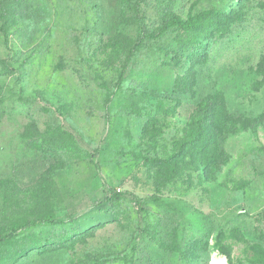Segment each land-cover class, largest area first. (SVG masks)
Listing matches in <instances>:
<instances>
[{
    "label": "rangeland",
    "instance_id": "obj_1",
    "mask_svg": "<svg viewBox=\"0 0 264 264\" xmlns=\"http://www.w3.org/2000/svg\"><path fill=\"white\" fill-rule=\"evenodd\" d=\"M217 10L195 56L159 29ZM263 49L264 0H0V233L59 220L0 235V264H264Z\"/></svg>",
    "mask_w": 264,
    "mask_h": 264
},
{
    "label": "trees",
    "instance_id": "obj_2",
    "mask_svg": "<svg viewBox=\"0 0 264 264\" xmlns=\"http://www.w3.org/2000/svg\"><path fill=\"white\" fill-rule=\"evenodd\" d=\"M8 11V10H7ZM236 14L235 10L230 11H223V10H217L215 12L213 11H207L200 14L195 15H188L186 18L181 16H175L173 15L166 24L159 28L160 31H163L167 28H175L183 33H193L195 35L194 39H191L188 42V51H192V56H195L196 50L199 45H197V40L201 37L202 34L210 35L214 33L216 30H221L223 27L229 24V21L232 15ZM8 19V18H7ZM209 19V20H207ZM206 20L208 22H206ZM158 29V28H157ZM160 31H151L148 32L144 37L143 40H140L136 47H140L145 40H152L153 38H156L159 35ZM135 47V48H136ZM175 52V51H174ZM184 55V54H183ZM182 55V57H183ZM183 64V62H182ZM258 68L261 69V71L264 72V49L263 53L261 55L260 61L257 64ZM189 71V70H188ZM123 74H121L122 76ZM120 76V77H121ZM101 87L109 88V84L107 82L100 83ZM217 117V110H216V102H215V96L208 95L205 99V107H203V114L199 121V123L196 126L195 134L198 138V143L195 139V142H193V149L191 150L192 157L197 156L199 161H207L211 158V148L210 144L207 142L210 133L216 129L217 124L215 123V119ZM122 193L113 191V194L111 196V199H120L122 197ZM58 218L56 214L52 212H41L38 215H36L34 218L30 219H24L22 221L16 222L15 225H13L10 229V232H2L0 233L1 239L4 240H11L17 237V231L21 228H32L36 226H45L49 224H55L58 223ZM197 249V246H195Z\"/></svg>",
    "mask_w": 264,
    "mask_h": 264
}]
</instances>
